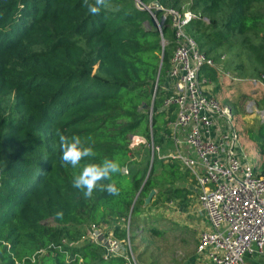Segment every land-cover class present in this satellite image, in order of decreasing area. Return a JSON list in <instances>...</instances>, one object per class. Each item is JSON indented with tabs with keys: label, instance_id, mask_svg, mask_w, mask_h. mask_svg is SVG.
Returning <instances> with one entry per match:
<instances>
[{
	"label": "trees",
	"instance_id": "16d2710c",
	"mask_svg": "<svg viewBox=\"0 0 264 264\" xmlns=\"http://www.w3.org/2000/svg\"><path fill=\"white\" fill-rule=\"evenodd\" d=\"M138 1L140 6L137 0H106L93 15L84 0H0V107L9 110L0 123V264H124L104 261L94 245L70 248L61 241L77 242L85 225L113 221L121 222L115 237L126 238L123 226L140 213L153 190L154 206L176 203L188 209L194 192L178 186L190 178L179 164H165L154 155L151 170L122 172L133 163L130 137L142 126L151 142L147 126L152 121L155 148L162 147L168 132L166 125L155 124L164 116L173 34L166 20L162 61L160 33L146 28L152 17L143 8L157 2L181 10L191 1L190 11L202 19L186 30L200 50L211 57L223 46H240L256 65L247 74L240 67L236 76H264V0ZM202 74L211 82L218 77L210 68ZM57 129L79 135L96 156L75 169L65 166ZM249 137L263 158L255 173L264 176V122ZM105 158L121 165L113 175L120 194L109 196L98 186L86 199L72 179L85 163ZM41 250L47 253L35 256Z\"/></svg>",
	"mask_w": 264,
	"mask_h": 264
},
{
	"label": "built area",
	"instance_id": "2783aa9c",
	"mask_svg": "<svg viewBox=\"0 0 264 264\" xmlns=\"http://www.w3.org/2000/svg\"><path fill=\"white\" fill-rule=\"evenodd\" d=\"M137 5L140 6V2L137 1ZM143 9H149L151 17L160 11L161 17L170 21L173 34L175 49L168 84L163 87L165 99L161 112L167 115L168 132L164 137L172 143L174 152L164 159L179 162L198 186V201L209 226L200 234L198 260H207L208 264H246L247 256H264V176L255 173L256 168L233 125L231 111L210 94L212 82L203 78L202 71L213 69L226 83L245 81L231 75L221 63L202 52L187 33V26L202 19L201 16L189 8L164 9L155 3ZM158 32L165 42L162 29ZM250 82L264 90V76ZM154 97L155 94L153 100ZM151 144L154 155L156 150L160 152L159 147ZM116 228L114 224H91L79 241L63 239L61 246L73 248L91 244L103 251L102 258L106 262L121 259L124 264H139L129 229L126 238L118 239L114 234ZM46 253L47 250H41L35 256Z\"/></svg>",
	"mask_w": 264,
	"mask_h": 264
},
{
	"label": "rangeland",
	"instance_id": "374dc122",
	"mask_svg": "<svg viewBox=\"0 0 264 264\" xmlns=\"http://www.w3.org/2000/svg\"><path fill=\"white\" fill-rule=\"evenodd\" d=\"M185 8L191 7V1H186L183 5ZM168 46V42H164ZM211 58L218 60L224 69L231 75H238L239 68L243 74H247L249 70L255 67L254 57L250 55L248 50L240 46L227 47L223 46L218 52H214ZM203 78H206L203 76ZM245 82L226 83L224 78L212 81V90L210 94L224 108H228L233 117V125L239 135L240 142L244 146L245 152L249 159L258 168L263 158L260 155L256 145L250 140L249 132L257 131L259 125L264 122V90L252 85L250 80H246V76L240 77ZM164 92V91H163ZM148 116H152L151 110L146 112ZM161 113V112H160ZM9 110L0 107V123H4V117L8 118ZM151 120V118H149ZM167 115L161 116L157 120L155 127L163 128L166 124ZM167 122V121H166ZM147 128L150 132L153 130L152 121L149 122ZM146 132V131H145ZM144 126L138 130L134 137H130L129 148L131 150L132 160L129 168H124L122 172L133 169L134 171H146L150 169L152 160V142L144 137ZM160 152H155L158 158L159 153L163 155V148ZM174 152V149L171 150ZM166 153V152H165ZM168 164V163H165ZM150 171V170H149ZM127 175V174H126ZM180 187L192 188L195 186L190 178L178 183ZM153 198L149 197L145 200L140 213L133 216L123 228L130 234L131 246L139 264H207L206 261L198 260L196 255L200 234L207 230L208 223L205 219V212L202 206L198 204L196 195L190 198L189 208L183 210L176 203H165L154 206L153 202L157 195L156 190L153 191ZM116 227H120L121 222L113 221ZM90 225V224H89ZM88 224L82 228L83 233L87 230ZM102 225H110L103 223ZM245 258L246 264H254ZM257 263L264 264V256L257 258Z\"/></svg>",
	"mask_w": 264,
	"mask_h": 264
},
{
	"label": "clouds",
	"instance_id": "9594fccd",
	"mask_svg": "<svg viewBox=\"0 0 264 264\" xmlns=\"http://www.w3.org/2000/svg\"><path fill=\"white\" fill-rule=\"evenodd\" d=\"M84 6L88 12L96 15L100 12L101 6L106 7V0H84ZM56 135L59 140V149L61 151L60 160L65 166L78 168L81 162L86 158H94L96 152L90 145H87L79 135H67L64 131L57 129ZM121 165L116 159L105 158L99 163H85L79 172L72 179V187L83 193L88 199L92 197L94 190L99 186L102 191H106L109 196H118L120 188L113 180V175L121 172ZM107 181V184H102Z\"/></svg>",
	"mask_w": 264,
	"mask_h": 264
},
{
	"label": "crops",
	"instance_id": "0c3cea01",
	"mask_svg": "<svg viewBox=\"0 0 264 264\" xmlns=\"http://www.w3.org/2000/svg\"><path fill=\"white\" fill-rule=\"evenodd\" d=\"M212 90V89H211ZM163 146L165 147V149L163 150V155H159L158 156V158L160 159V160H164V162L165 163H177V164H179L180 165V167H181V169L183 170V171H187V170H185L183 167H182V165L179 163V162H177V161H174V160H171V159H164V157H166V156H168V154L169 153H171V150L172 149H174L173 148V146H172V143L171 142H169L168 140H167V138H165L164 137V143H163V145H162V147L161 148H163ZM243 146V145H242ZM244 147V146H243ZM166 152V153H165ZM189 172V171H188ZM189 176H190V179L194 182V184H195V186L194 187H192V188H188L189 190H192L193 192H194V195L193 196H195L196 195V198H197V202H198V204H199V201H198V186H197V184H196V181L193 179V177L191 176V174L189 173ZM193 196H190L189 197V201H190V198L191 197H193ZM200 205V204H199ZM189 208V207H188ZM203 209V208H202ZM204 211V210H203ZM205 212V211H204ZM205 219H206V221H207V218H206V213H205ZM208 223V222H207ZM209 227V226H208ZM207 230H208V228H207ZM261 256H247V258H249L248 260H250V262H252V263H257V258H260ZM204 261H206L207 262V264H208V261L207 260H204Z\"/></svg>",
	"mask_w": 264,
	"mask_h": 264
},
{
	"label": "water",
	"instance_id": "95a60500",
	"mask_svg": "<svg viewBox=\"0 0 264 264\" xmlns=\"http://www.w3.org/2000/svg\"><path fill=\"white\" fill-rule=\"evenodd\" d=\"M138 1V0H137ZM139 2V1H138ZM155 5L159 8V7H161L160 6V4L159 3H157V2H155ZM148 11H150L149 9H148ZM158 13H161L160 11H156V12H154L153 13V17L151 18V22H148V23H146V28H151V27H153V28H155L157 31H158V29H163V27H164V25H165V17H161V19L160 20H158L157 19V14ZM161 45H162V56H161V60L163 61V55H164V40L163 39H161ZM155 98V97H154ZM151 109H152V107H151ZM262 115H264V112H262ZM132 138V137H131ZM151 142L153 143V135H152V132H151ZM153 156H152V160H151V167H150V170H151V168H152V165H153V161H154V153L152 154ZM154 191V190H153ZM151 192L150 193V195L148 196L150 199H152L153 198V195H154V192ZM136 200H137V197H136ZM136 200H135V202H136Z\"/></svg>",
	"mask_w": 264,
	"mask_h": 264
}]
</instances>
